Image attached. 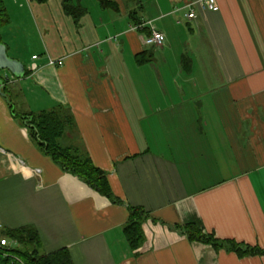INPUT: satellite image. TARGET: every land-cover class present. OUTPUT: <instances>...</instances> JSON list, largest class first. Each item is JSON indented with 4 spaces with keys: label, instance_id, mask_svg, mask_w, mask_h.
I'll list each match as a JSON object with an SVG mask.
<instances>
[{
    "label": "crops",
    "instance_id": "crops-1",
    "mask_svg": "<svg viewBox=\"0 0 264 264\" xmlns=\"http://www.w3.org/2000/svg\"><path fill=\"white\" fill-rule=\"evenodd\" d=\"M2 1L7 53L36 70L0 75L20 104L34 100L25 112L69 110L75 130L59 145L86 151L122 204L55 165L0 95V233L32 227L40 254L66 249L73 264H264V0H214L217 12L201 0H107L116 10L72 0L85 10L78 23L62 0L56 10L51 0ZM31 4L37 20L21 16ZM55 20L72 23L81 45L25 59L20 24ZM151 29L161 46L144 44ZM128 207L150 216L135 251L123 236ZM187 224L263 254L189 242L173 229Z\"/></svg>",
    "mask_w": 264,
    "mask_h": 264
},
{
    "label": "trees",
    "instance_id": "trees-1",
    "mask_svg": "<svg viewBox=\"0 0 264 264\" xmlns=\"http://www.w3.org/2000/svg\"><path fill=\"white\" fill-rule=\"evenodd\" d=\"M43 4L47 0H34ZM102 7L117 9L116 4L102 0ZM62 10L74 23H78L85 14V10L73 3L72 0H62ZM133 18V17H132ZM9 24V16L2 0H0V30ZM0 43H3L0 37ZM147 59V60H146ZM143 54L136 56V63L141 65L148 61ZM1 73V72H0ZM31 74L25 69L24 77ZM11 77V76H10ZM14 79V78H13ZM3 82L1 93L6 96L12 116L22 122L36 147L64 173L76 177L95 193L106 198L110 203L121 205L122 202L112 194L106 173L95 167L86 151L76 147H61L59 141L67 132H74V120L69 110L59 106L49 111L39 113L16 114L12 110L10 100L11 87L9 78L0 75ZM150 216L142 208L128 207V219L123 227V236L130 250H137L143 243L144 236L142 225ZM177 233L185 236L189 242H197L211 246L215 251L226 249L233 252L238 258L263 254L257 248H251L234 241L218 240L212 234L203 233L193 224L176 226ZM1 237L14 241L17 247L6 251L0 247V264H73L70 254L66 249H60L54 253L42 255L39 253L40 240L35 229L22 227L14 230H1ZM9 255V257L7 256Z\"/></svg>",
    "mask_w": 264,
    "mask_h": 264
},
{
    "label": "rangeland",
    "instance_id": "rangeland-1",
    "mask_svg": "<svg viewBox=\"0 0 264 264\" xmlns=\"http://www.w3.org/2000/svg\"><path fill=\"white\" fill-rule=\"evenodd\" d=\"M143 1L148 2L149 0H143ZM50 3H51V8L53 6L54 9L56 10L57 4L55 0H51ZM29 7H30L29 9H24L22 11L23 13L21 16L24 17L30 16L31 18L34 17L37 20L38 5L31 4ZM126 11L128 10L126 9ZM56 15L61 16L60 14L58 15V13H55V16ZM60 24L61 23L56 22V20L46 25H42L39 23L37 26L38 30H36V28L34 30V27L32 25L29 26L26 24H20L19 27L21 29L24 28L26 32L16 37V43L20 48V52L25 55V59L29 60L30 56L32 55H36V56L44 55L45 51H47V53H49L50 56H54V53L59 54V51L72 49L74 43L77 45H81V41L78 38H76L77 42L74 41L75 39L74 25L72 23L71 24L65 23L62 25ZM10 96H11L10 100L13 106L12 110L16 114L29 113V112H25L27 111L26 109H28L27 106L34 105V100L32 99L26 101L27 103L23 100V102L20 104L19 101L15 99L13 94H10ZM24 102L26 104H24ZM1 239H3V237L0 236V240Z\"/></svg>",
    "mask_w": 264,
    "mask_h": 264
},
{
    "label": "built area",
    "instance_id": "built-area-1",
    "mask_svg": "<svg viewBox=\"0 0 264 264\" xmlns=\"http://www.w3.org/2000/svg\"><path fill=\"white\" fill-rule=\"evenodd\" d=\"M201 4L205 5L206 9L211 11V12H217L218 11V6L216 5L214 0H201L200 1ZM187 19H194L195 15L193 12L190 11L189 14L186 15ZM138 28H141V26H139ZM165 41V37L162 33L156 31L155 29H151L149 35L145 38L144 40V44L146 46H161L163 44V42ZM37 56H33L32 60H36ZM63 65V60L59 59V60H52L50 58H47V66L50 67H60ZM36 70V66L34 65L32 69H29L30 72L35 71ZM39 170H35L36 174H39ZM0 247L2 248H6V251L12 250L14 248L17 247L16 242L14 241H10L8 239H1L0 240ZM9 257V255H7Z\"/></svg>",
    "mask_w": 264,
    "mask_h": 264
},
{
    "label": "water",
    "instance_id": "water-1",
    "mask_svg": "<svg viewBox=\"0 0 264 264\" xmlns=\"http://www.w3.org/2000/svg\"><path fill=\"white\" fill-rule=\"evenodd\" d=\"M0 72H6L16 80H21L25 73L23 64L8 55L7 48L3 43H0ZM2 88L3 82L0 81V95L6 99V96L1 93Z\"/></svg>",
    "mask_w": 264,
    "mask_h": 264
}]
</instances>
